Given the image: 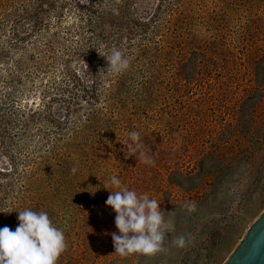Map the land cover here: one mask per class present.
Here are the masks:
<instances>
[{
    "label": "rangeland",
    "instance_id": "obj_1",
    "mask_svg": "<svg viewBox=\"0 0 264 264\" xmlns=\"http://www.w3.org/2000/svg\"><path fill=\"white\" fill-rule=\"evenodd\" d=\"M112 176L173 222L163 252L115 253ZM26 209L57 264H224L264 212V0H0V228Z\"/></svg>",
    "mask_w": 264,
    "mask_h": 264
},
{
    "label": "clouds",
    "instance_id": "obj_2",
    "mask_svg": "<svg viewBox=\"0 0 264 264\" xmlns=\"http://www.w3.org/2000/svg\"><path fill=\"white\" fill-rule=\"evenodd\" d=\"M102 56L108 62L109 75H120L130 66V60L118 49ZM129 138L135 145L134 148L126 145L131 156L142 145L139 132H130ZM141 157L145 164L154 165L151 157L143 153ZM76 172L74 167L72 173ZM104 187L110 191L105 203L115 213L114 223L118 230L111 234L115 253L126 258L137 253L153 256L163 252L165 235L174 231V224L165 220L160 204L148 194H138L122 186L116 176H112ZM184 207L189 213L196 211L194 202ZM18 212L19 223L14 231L8 226L0 228V264H57L67 250L64 230L56 226L45 211L26 209ZM186 242L184 236L173 241L178 247H184Z\"/></svg>",
    "mask_w": 264,
    "mask_h": 264
},
{
    "label": "water",
    "instance_id": "obj_3",
    "mask_svg": "<svg viewBox=\"0 0 264 264\" xmlns=\"http://www.w3.org/2000/svg\"><path fill=\"white\" fill-rule=\"evenodd\" d=\"M224 264H264V212Z\"/></svg>",
    "mask_w": 264,
    "mask_h": 264
}]
</instances>
